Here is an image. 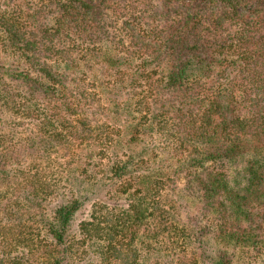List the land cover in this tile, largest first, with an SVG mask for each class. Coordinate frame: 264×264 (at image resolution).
I'll use <instances>...</instances> for the list:
<instances>
[{"label":"trees","instance_id":"1","mask_svg":"<svg viewBox=\"0 0 264 264\" xmlns=\"http://www.w3.org/2000/svg\"><path fill=\"white\" fill-rule=\"evenodd\" d=\"M259 262L264 0H0V264Z\"/></svg>","mask_w":264,"mask_h":264},{"label":"rangeland","instance_id":"2","mask_svg":"<svg viewBox=\"0 0 264 264\" xmlns=\"http://www.w3.org/2000/svg\"><path fill=\"white\" fill-rule=\"evenodd\" d=\"M232 176H233V177L235 176V178H238V175H236L235 172H232ZM256 264H264V263L259 262V263H256Z\"/></svg>","mask_w":264,"mask_h":264}]
</instances>
